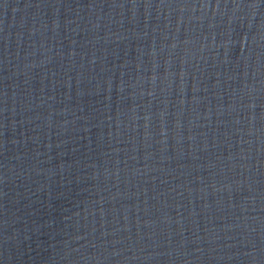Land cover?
Segmentation results:
<instances>
[{
	"label": "water",
	"instance_id": "95a60500",
	"mask_svg": "<svg viewBox=\"0 0 264 264\" xmlns=\"http://www.w3.org/2000/svg\"><path fill=\"white\" fill-rule=\"evenodd\" d=\"M0 264H264V0H0Z\"/></svg>",
	"mask_w": 264,
	"mask_h": 264
}]
</instances>
